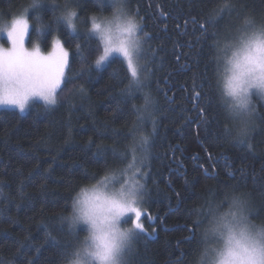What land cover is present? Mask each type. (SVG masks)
Listing matches in <instances>:
<instances>
[{"label": "trees", "instance_id": "16d2710c", "mask_svg": "<svg viewBox=\"0 0 264 264\" xmlns=\"http://www.w3.org/2000/svg\"><path fill=\"white\" fill-rule=\"evenodd\" d=\"M27 2L0 0V16L11 17ZM66 2L50 0L43 16L51 23ZM128 4L148 33L143 60L154 116L138 119L143 96L124 93L128 79L121 58L102 70L95 67L101 46L88 34V17L110 13L111 5L76 0L81 32L73 35L53 24L41 38L45 51L57 36L70 51L61 88L65 99L51 110L33 104L23 117L14 109L0 110V264H65L78 237L58 217L67 213L80 184L129 162L143 132L152 135L151 157L144 170L143 230L131 264H193L200 246L193 209L226 191L249 193L255 219L264 220V103L246 142L231 139L212 59L215 40L228 36L245 15L264 18V0ZM34 39L35 28L30 46Z\"/></svg>", "mask_w": 264, "mask_h": 264}, {"label": "clouds", "instance_id": "9594fccd", "mask_svg": "<svg viewBox=\"0 0 264 264\" xmlns=\"http://www.w3.org/2000/svg\"><path fill=\"white\" fill-rule=\"evenodd\" d=\"M49 2L28 0L11 17L0 16V109H15L21 117L33 104L51 110L65 99L61 77H65L66 68L53 61V49L45 51L41 38L53 24L63 25L75 35L79 10L71 4L65 6L50 23L41 11ZM128 2L109 0L110 13H90L88 34L99 42V55L107 48L109 60L114 55L126 56L142 84L148 85L143 60L148 34L142 32V21L130 11ZM33 28L37 39L28 46ZM213 48L216 97L231 121L227 133L244 144L259 115V103H264V18L245 15L228 36L215 40ZM107 62L97 69L102 70ZM131 91L149 97L150 102H143L136 110L139 119H152L156 102L148 87L133 81ZM151 143V133L143 132L136 139L135 154L129 162L106 169L75 189L69 210L58 217V223L78 237L66 254L65 264H131L139 229L127 221L143 205L144 170L150 161ZM193 211L200 238L193 264H264V220L255 219L249 193L226 191L220 199L210 198Z\"/></svg>", "mask_w": 264, "mask_h": 264}, {"label": "snow or ice", "instance_id": "6c2138e0", "mask_svg": "<svg viewBox=\"0 0 264 264\" xmlns=\"http://www.w3.org/2000/svg\"><path fill=\"white\" fill-rule=\"evenodd\" d=\"M98 2H100V0H98ZM147 33V32H145ZM148 34V33H147ZM110 52L108 51L107 48L104 49V52L102 55H99L96 59H95V66L96 68H98L102 63H104L106 60L109 61V56H110ZM121 58V61L126 65V72H127V79H128V83L126 88L124 89V93L128 96H132V82L135 81L139 86L141 87H148V85H143L142 81L139 80L138 78V72L137 69L134 67V65L132 64L131 60L128 59L126 56H122V55H117ZM50 57L53 59V61L59 65V64H63V66L65 68H67L68 66V59H69V53L67 50H65V48L62 46V44L60 43L59 40H56L54 42V47L52 52L50 53ZM113 57V56H111ZM147 75L149 76V73L147 72ZM62 82H64L65 77H61ZM199 96V94H197ZM143 102L145 105H147L150 100L148 96H143ZM133 107L135 108V105H133ZM200 111H203L202 109ZM139 119V117H138ZM152 132L155 133L156 132V126H155V122H153V129ZM145 141L147 140L146 137H144ZM145 177L147 178V173H145ZM134 215L135 217H140L141 212L140 210H134ZM134 225L139 229V230H143L142 229V225L140 223H134ZM198 226V225H197ZM194 235V233H193Z\"/></svg>", "mask_w": 264, "mask_h": 264}, {"label": "rangeland", "instance_id": "374dc122", "mask_svg": "<svg viewBox=\"0 0 264 264\" xmlns=\"http://www.w3.org/2000/svg\"><path fill=\"white\" fill-rule=\"evenodd\" d=\"M76 0H67V2L65 3V5H63V6H61V8H63V7H65V6H68V5H74V2H75ZM100 1H102V2H105V3H108V4H110L109 3V0H100ZM128 8L130 9V5L128 4ZM81 28H80V18H79V29H78V32L77 33H79V32H81ZM30 33V32H29ZM28 37H29V35H28ZM28 40V39H27ZM56 40H59V41H62V46L65 48V50H67L68 51V49L66 48V46H65V44H64V42H63V40H61V38L60 37H56L53 41L55 42ZM54 42H53V45H52V47L49 49V50H52L53 49V47H54ZM4 43L5 44H7V40H6V38L4 39ZM26 43L28 44V42L26 41ZM28 46H30L29 44H28ZM68 53H69V59H68V66H69V64H70V62H69V60H70V51H68ZM115 57H119V56H117V55H114L113 57H111L110 58V60L103 66V68L102 69H104V67L110 62V61H112V59H114ZM120 58V57H119ZM68 66H67V68H68ZM96 67V66H95ZM67 68H66V71H67ZM66 71H65V76H66ZM4 109H7V108H4ZM8 109H12V108H8ZM0 110H2V109H0ZM15 110V109H14ZM146 173V172H145ZM147 180V179H146ZM143 207H144V201H143V205H142V208L140 209V212H141V215H140V217H135V215H133V216H131V217H129L128 218V223H130V224H134V223H140L142 226H143V223H141V219L143 218V216H144V211H143ZM139 231H141V230H139ZM138 231V232H139Z\"/></svg>", "mask_w": 264, "mask_h": 264}, {"label": "flooded vegetation", "instance_id": "af4514ba", "mask_svg": "<svg viewBox=\"0 0 264 264\" xmlns=\"http://www.w3.org/2000/svg\"><path fill=\"white\" fill-rule=\"evenodd\" d=\"M157 222H156V219H154V221H151V225H155ZM157 230V228L154 229V231Z\"/></svg>", "mask_w": 264, "mask_h": 264}]
</instances>
